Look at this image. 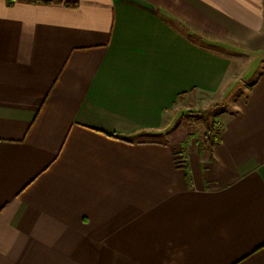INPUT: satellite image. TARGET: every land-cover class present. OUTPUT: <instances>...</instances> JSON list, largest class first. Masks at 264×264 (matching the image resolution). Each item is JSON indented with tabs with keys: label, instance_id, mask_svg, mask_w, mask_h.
<instances>
[{
	"label": "crops",
	"instance_id": "1",
	"mask_svg": "<svg viewBox=\"0 0 264 264\" xmlns=\"http://www.w3.org/2000/svg\"><path fill=\"white\" fill-rule=\"evenodd\" d=\"M259 54L264 0H0V264H264Z\"/></svg>",
	"mask_w": 264,
	"mask_h": 264
},
{
	"label": "rangeland",
	"instance_id": "2",
	"mask_svg": "<svg viewBox=\"0 0 264 264\" xmlns=\"http://www.w3.org/2000/svg\"><path fill=\"white\" fill-rule=\"evenodd\" d=\"M263 56L264 54H259L253 58H250L249 61L242 60L241 64L238 67L234 68V71H233L234 76H232L231 74L229 76L232 78L234 77L236 80L235 85H233L234 89L232 90V92H234L233 97L238 98V96H245L249 85L256 80V77L259 76V74L261 73L264 67V66L261 67V65L264 64V58L262 59ZM225 101H228V100H225ZM222 104H225V103L221 102V105H219V107H215L211 109L209 108L206 109L205 106H203L202 108V106H200L201 109L207 110V112H205L206 115L203 114L205 115L206 121H209L210 123L211 120H216V116L218 115V113L221 110H223L226 106V104L225 105H222ZM194 109L195 108L191 110H194ZM201 109L198 108L196 110H200V111L193 112V113H195V115H200L199 113L204 112V111H201ZM192 120L195 122V119H192ZM205 123H206L205 121H200L197 123V127L200 129V131L198 130L200 135H198V137L194 139L196 141V144H198V149L201 153L204 152V150L209 151L212 143L215 141V130L216 129H214L212 132L208 131L206 127H204L203 129V125H205ZM216 123H217L216 128L219 126L221 127V124L219 121L216 120ZM182 165L187 166L186 162H183Z\"/></svg>",
	"mask_w": 264,
	"mask_h": 264
},
{
	"label": "trees",
	"instance_id": "3",
	"mask_svg": "<svg viewBox=\"0 0 264 264\" xmlns=\"http://www.w3.org/2000/svg\"><path fill=\"white\" fill-rule=\"evenodd\" d=\"M28 1L39 3V2H49L51 0H28ZM223 103L227 104V101H223ZM225 104H222V105H225ZM219 105H221V102L215 104L212 108L219 107ZM197 111H200V110H189V112L187 111L188 113H186V115L190 119H195V121H205L206 122V129L210 132H212L214 129H216L215 130V141L212 143L211 148L209 150V152H212L215 144L219 143L222 139L221 127L219 126L216 128V126H217L216 120H211L210 123H209V121H206V119H205V115H206L205 112H207L206 109H201V111H204V112L199 113L200 115H195V113H193V112H197ZM203 114H205V115H203Z\"/></svg>",
	"mask_w": 264,
	"mask_h": 264
}]
</instances>
